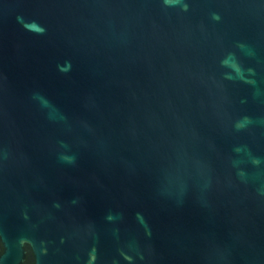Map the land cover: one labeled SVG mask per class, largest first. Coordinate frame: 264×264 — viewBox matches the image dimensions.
Masks as SVG:
<instances>
[{"label":"water","instance_id":"obj_1","mask_svg":"<svg viewBox=\"0 0 264 264\" xmlns=\"http://www.w3.org/2000/svg\"><path fill=\"white\" fill-rule=\"evenodd\" d=\"M0 264H264V0H0Z\"/></svg>","mask_w":264,"mask_h":264}]
</instances>
